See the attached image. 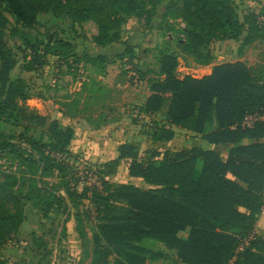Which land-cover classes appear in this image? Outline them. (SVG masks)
<instances>
[{"label":"trees","instance_id":"16d2710c","mask_svg":"<svg viewBox=\"0 0 264 264\" xmlns=\"http://www.w3.org/2000/svg\"><path fill=\"white\" fill-rule=\"evenodd\" d=\"M166 3V24L170 29L179 20L185 24L178 46L193 54L199 65L215 61L212 41H241L245 47L264 31L258 22L264 9L242 17L234 0H0V35L9 31L13 39L22 34L20 27L51 29L60 22H68L71 32L77 33V25L92 22L97 31L91 43L106 47L122 42L130 17L149 22ZM24 36L18 47L28 60L23 66L27 72L40 69L49 57L57 59L59 67L74 71L81 63L103 70L113 63L105 56H79L72 39L57 34H48L47 39ZM125 46L117 58L130 65L141 80L152 75L148 80L152 94L139 107L136 119L140 113L157 117L165 110L164 120L154 118L150 123L152 142L172 141L173 128L178 127L211 145L228 147V157L194 147L153 152V158L145 160L137 154V145L125 144L119 149V160H126L131 177L143 179L147 187L108 181L106 176L119 163L114 161L103 168L96 166L102 177L101 190L83 187L79 192L80 159L70 150L74 130L38 112H28L24 104L30 96L21 91L22 82L18 86L9 82L12 66L4 64L1 76L9 101L0 104V120L21 132L5 134L0 128V264H7L3 248L26 221L23 201L47 215L55 206L64 204L67 209L68 201L79 206L85 199L92 200L96 228L108 254L116 256L115 264H146L143 253L147 250L141 246L145 240L164 243L183 264H229L234 258L233 264H264V238L257 234L243 253H236L240 242L255 232L264 208V120L244 125L248 116L264 117V73L237 62L217 65L201 79L180 78V56L170 48L159 53L157 69L143 71L132 64L136 49ZM2 55L0 50V60H4ZM18 95L24 107L12 105ZM78 103L72 100L71 109ZM38 130L40 138L30 134ZM243 140L252 143L243 145ZM56 172L63 182V195L47 182ZM82 217L79 212L75 215L79 233L85 236Z\"/></svg>","mask_w":264,"mask_h":264},{"label":"rangeland","instance_id":"374dc122","mask_svg":"<svg viewBox=\"0 0 264 264\" xmlns=\"http://www.w3.org/2000/svg\"><path fill=\"white\" fill-rule=\"evenodd\" d=\"M170 1V0H168ZM166 3L165 5H167ZM165 14V13H164ZM164 14L156 13L155 17L149 22L140 20L136 17H130L127 24L124 27L123 39L125 44H129L131 39L135 40V45H131L135 50V58L132 64L138 66V69L142 68L143 71L153 68H158L157 57L160 52L170 48L179 54V72L180 76H184L189 73L195 77H201L207 73V69L199 68L195 56L186 51L183 47L178 46V39L181 37L180 29L185 28V24L180 20L175 28L170 29L164 20ZM15 24L14 19H11ZM21 35L16 38H10L9 31L0 35V50L2 51V57L4 60H0V104H5L7 98V85H4V79L1 76L3 71V65H11L12 69L8 74L9 82H12L18 86L22 82L21 91L30 96V99L26 101L24 106L28 108V112L43 111L47 114L50 120L56 116L55 110L58 109L55 105L63 104L61 100L69 97L73 98L77 94L81 85V79L88 76L95 77L104 75L106 71L110 75L112 74L109 82H113L114 79L123 85L129 86L126 92H132L137 96H142L146 92H149L148 80L152 77L149 75L144 77L143 80L136 79L133 75L136 72L131 69L130 65H124L120 58L116 55L113 59V63L107 64L104 71L101 67L92 68L91 65L79 64L78 71L69 69L67 66L62 65L59 67V61L55 58L49 57L48 61L37 71L27 72L23 70V66L27 65L28 60L23 57L22 51L18 46L22 44L21 37L28 36L30 39H47V35L57 34L61 39H72L75 45V50L78 51L79 56L84 55L83 49L85 44H92L91 37L96 33V26L92 23H85L83 25H77V33H72L68 22L59 23L58 26H52L51 29H45L42 27H36L33 29L21 28ZM66 30V33H62ZM136 31L141 32V38L133 35ZM171 34L174 36V41L169 44ZM143 36H148L143 40ZM135 37V38H134ZM149 40V41H148ZM183 43L184 40H181ZM242 44L241 41L238 42ZM145 44V45H144ZM130 45V44H129ZM210 48L215 55L214 64L231 63V41H212ZM145 50H151L150 53H145ZM123 54V53H121ZM90 67V68H89ZM111 70V71H110ZM129 70V71H128ZM110 71V72H109ZM137 76V74H136ZM154 76V75H153ZM115 77V78H114ZM137 80V81H136ZM41 97L46 102L41 101ZM61 99V100H59ZM9 101V100H8ZM54 104V105H53ZM12 105L23 106L19 95L13 99ZM23 106V107H24ZM138 105L135 102L128 103L126 105V111H130V121L137 125L139 133L145 135L149 139L150 136V123L152 120L158 119L164 120V112L157 117L146 116L140 113V117L145 115V118H138L139 110ZM139 108V107H138ZM101 105L96 102L88 104L87 113H100ZM135 111V112H134ZM138 112V113H137ZM59 121V120H58ZM0 128L5 134H19L20 128H15L11 124H7L0 120ZM214 128V125L210 129ZM31 135L40 138L42 136L41 130L30 132ZM29 134V135H30ZM178 135L175 139H178L175 145H162L154 144L152 141L139 142L137 145V154L145 159L153 158V152H159L161 154L169 151H181L185 149H192L197 144H201V137H196L190 132L182 131L176 132ZM201 139V140H200ZM20 144V141H18ZM222 156L229 152L228 147L215 148ZM77 156L80 160L84 158ZM80 160L78 161L80 164ZM86 161V160H84ZM87 162V161H86ZM10 166V165H9ZM12 166V164H11ZM14 165V169H15ZM128 179L125 176H121V181ZM48 184L57 189L58 194H65L62 188L63 182L60 179V175L56 172V176L47 180ZM119 184V183H117ZM82 186H79V192L82 191ZM68 208H64V204L61 206H55L50 213L44 215L38 211L37 208L30 202L23 201L22 206L26 214V221L20 228L15 239L6 243L2 251V257L7 264H115L116 256L114 254H108L109 248L105 244L100 232L96 228L97 214L95 207L93 206L91 199H85L81 205L76 206L71 201L67 202ZM82 214L85 236H81L79 233V227L75 219L77 213ZM74 222V227L70 228L69 222ZM72 232V234H71ZM259 237H263L259 231H255ZM181 237H187V233H181ZM147 251L143 253L146 258V264H180L177 259L176 251L169 249L164 243L156 240H145L141 244Z\"/></svg>","mask_w":264,"mask_h":264},{"label":"crops","instance_id":"0c3cea01","mask_svg":"<svg viewBox=\"0 0 264 264\" xmlns=\"http://www.w3.org/2000/svg\"><path fill=\"white\" fill-rule=\"evenodd\" d=\"M234 1L238 6L242 17H245L248 14H258L264 9V0ZM165 11L166 5L157 9V13L163 12L164 14ZM133 35H136L139 39L141 38L142 33L136 31ZM143 37V40H145L148 36ZM128 43L130 45H135L137 42L131 39ZM125 49L126 46L123 41L106 47H98L94 44H85L83 53L88 54L91 57L105 56L108 59H113L116 55L124 53ZM76 53H78L77 50ZM214 62L207 66H198L201 69H207V73L201 77H195L187 73L184 76H180V78L187 75L198 79L209 76L215 66L221 65L214 64ZM237 62H242L248 67L264 73V31H261L258 34V37L255 41H253V43L245 47H242L238 42L231 40V64ZM111 77V72L109 75L108 71H106L104 75L95 76L94 78L88 75L82 78L79 90L73 98L66 97L64 100L59 99L63 102V104L58 103L55 105L58 109L55 110L54 116L56 117L54 119L59 120L64 126H70L74 130V139L70 147L72 154L78 155L79 157L84 158V160L88 163L102 168L111 162H119L115 172L106 176L108 181L119 184H132L140 188H146L147 185L143 179L131 177L129 172V163L126 160H119V149L125 144L135 145L143 141H152L145 135L139 133L137 125L130 121L131 118L128 113L130 114L131 112L128 110L126 111V105L132 102H135V105H138L136 107L137 110H139L138 107L144 106L152 93L149 89V92H145L143 97L131 94L132 92H126V89H129V86L118 82L115 77L112 83L109 82ZM83 89H88L89 91L84 93ZM72 100H78L79 103L71 109L70 104ZM41 101L42 103L46 102L44 99H41ZM94 102H96L99 106L101 105V110L98 115L95 112L88 114L86 111L88 104H92ZM37 111L41 116L47 115L43 111ZM173 129L175 132L184 131L178 127H174ZM177 136L178 135H175V138ZM175 138L170 142L158 144L170 146L175 145L176 142H178V139L176 140ZM200 143L201 144H197L195 147H199L204 150H215V148H217V146L211 145L204 140H201ZM251 143L252 142L250 140H243L241 144L249 145ZM222 157L226 159L228 157V153ZM125 173L128 179L121 181V176H125ZM68 224L70 228L74 227V222H72V220ZM256 230L264 235V208L256 224L255 231ZM179 263L183 264L180 261Z\"/></svg>","mask_w":264,"mask_h":264},{"label":"built area","instance_id":"2783aa9c","mask_svg":"<svg viewBox=\"0 0 264 264\" xmlns=\"http://www.w3.org/2000/svg\"><path fill=\"white\" fill-rule=\"evenodd\" d=\"M258 22L260 26H263L264 16H260L258 19ZM133 75L137 80L139 79V77L136 76V74L133 73ZM145 117L146 116L143 115L142 117H140V119L145 118ZM260 120H264V117H261L258 115L248 116L246 117L244 121V125L251 126L255 122L260 121ZM56 157L59 160H65V157H62L60 155H57ZM77 166L78 168H77L76 177L78 179L80 186L87 187L89 189H98V190L102 189V177H101V174L99 173V169L96 166L84 160H80V164H77ZM256 234L257 233L254 232L249 238L242 240L237 248L236 253L237 254L243 253L245 249L250 245L251 241L255 239ZM234 261H235V258L232 261H230L229 264H233Z\"/></svg>","mask_w":264,"mask_h":264}]
</instances>
